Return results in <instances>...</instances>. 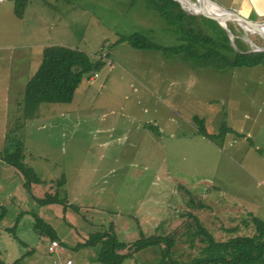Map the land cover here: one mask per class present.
<instances>
[{
  "label": "rangeland",
  "instance_id": "374dc122",
  "mask_svg": "<svg viewBox=\"0 0 264 264\" xmlns=\"http://www.w3.org/2000/svg\"><path fill=\"white\" fill-rule=\"evenodd\" d=\"M227 24L235 51L264 52L263 36L237 21ZM134 34L164 50L119 42ZM179 40L146 0L0 2V154L8 142H22L24 164L42 182L26 186L25 176L0 160V264H103L101 243L82 245L104 233L127 246L119 251L126 256L139 240L168 237L171 258L190 264L203 257L206 245L197 234L203 226L218 242L220 224L239 228L230 230L232 238L256 235L253 219L264 221V180L251 175L264 176V136L244 139L241 129L244 115L255 117L264 103L263 66L224 75L176 51ZM51 46L102 56L105 66L84 79L85 93L71 104H42L40 117L27 121L19 113L23 90ZM26 56L32 58L23 62ZM197 117L209 134L235 131L212 142L198 135ZM223 193L253 201L257 217L230 213L227 205L216 206L217 215ZM48 194L64 203L40 205ZM37 218L57 232L56 252L35 229ZM164 248L149 247L122 264H159Z\"/></svg>",
  "mask_w": 264,
  "mask_h": 264
},
{
  "label": "trees",
  "instance_id": "16d2710c",
  "mask_svg": "<svg viewBox=\"0 0 264 264\" xmlns=\"http://www.w3.org/2000/svg\"><path fill=\"white\" fill-rule=\"evenodd\" d=\"M146 1L149 9L156 11L169 30L180 37V46L176 51H185L187 58L196 64L217 68L222 74H226V69L233 67L264 65V52L245 53V50L240 48V52L235 51L230 45L227 32L217 22L190 15L176 0ZM194 8L197 11L200 6L196 5ZM23 13L24 8L18 15L22 16ZM119 42H128L139 50H164L140 34L121 38ZM104 66L105 59L102 56L92 58L85 52L63 46L45 48L41 66L26 86L22 116L27 121L34 119L40 106L46 103L71 104L84 79L97 75ZM195 123L198 125L199 135L212 142L232 132V129L225 127L216 136L207 132L202 119L195 118ZM6 140L8 142L9 136ZM8 144L6 151L0 154V160L20 171L26 178V186L32 183L41 184L33 169L23 162L25 154L22 142ZM37 201L43 206L64 203L57 195L49 194ZM253 224L256 228L254 237H236L224 243L217 242L208 231L201 228L197 234L203 237L202 242L206 245L202 250L203 257L193 259L190 264H264V221L254 218ZM35 229L51 241L59 239L55 229L38 218ZM99 243L102 244L100 262L103 264H122L126 257L152 246H161L163 243L165 248L162 249L160 264H181L171 258L174 241L168 237L139 240L132 246V253L127 256L119 254V251L127 246L117 242L116 238L108 233L91 236L82 247L96 246Z\"/></svg>",
  "mask_w": 264,
  "mask_h": 264
},
{
  "label": "crops",
  "instance_id": "0c3cea01",
  "mask_svg": "<svg viewBox=\"0 0 264 264\" xmlns=\"http://www.w3.org/2000/svg\"><path fill=\"white\" fill-rule=\"evenodd\" d=\"M210 1L213 2V3L218 4L219 6L225 8V9L234 11L237 14H239L240 16L244 17L245 19L250 20V21L255 22V23L264 19V0H210ZM30 58H32V57L31 56H26L25 57L26 61H23V62H28V59L30 60ZM21 61H22V59H21ZM259 66H263L262 68L264 69V65H259ZM254 67H256V66H254ZM241 68H243V67H241ZM246 68H248V67H246ZM249 68H253V67H249ZM28 82H29V80H28ZM28 82H27V84H28ZM27 84H26V86H27ZM82 85H83V83L81 84V86L77 90L75 96L79 93V91H82V93H85V91H86L85 89L86 88L85 87L82 88ZM21 86H22L21 90H23V84ZM26 86H25V89H26ZM25 89L23 90L24 93H25ZM7 93L8 94L10 93V88H9L8 91L6 90L5 95H8ZM38 112H39V110H38ZM38 112H37L36 118L40 117ZM19 113L22 115V107H19ZM248 117H250V116L245 114L244 117L242 118V124L245 125V127L243 129H241V131L243 132V134H241V136L244 139H248V140H252L253 141V137L256 135V140L258 141L259 137H263L264 136V103L262 104V107L259 108L258 112L255 114V117L251 116L250 118H252V119H247ZM230 129L234 130L233 128H230ZM199 136H201V135H199ZM258 147L259 146H256L255 149L257 150ZM260 147L264 150V147H262V145ZM246 153H247V151H246ZM262 157L264 158V154H262ZM255 171L257 172V173H255L256 175H251V176L257 182L263 183L264 176L258 175V173H260V171H257V170H255ZM261 173L264 174V163H263V171H261ZM226 194L228 195V197H226ZM221 197H223V205L221 206L219 204V200L218 199H216L217 205H214V212L217 215L219 214V212H217L216 206L220 209V211H222L221 208H226V210H227L228 209L227 206H228L229 209L231 210L230 213L233 212V211L234 212H245L248 216H253V217L256 216L255 215L256 212L259 211V209L257 208L258 206H254V205L249 204V203H251L253 201L241 200V199L239 200V199H236V198H232L228 193H223L221 195ZM225 216H232V217H236V218L238 217L240 219L243 218V216L240 215V214H238V215H236V214L235 215L226 214ZM192 218H195V219L197 218V223H198V225L200 224L201 217H198L197 214H194V216ZM239 222H241V220H239ZM205 223H207L206 220H205ZM244 223L247 226L249 224V222H247V221L243 222V224ZM203 229L208 231L214 237V239L216 240L213 232L211 230H209V228L204 227ZM215 229H216L215 232L219 235V237H221V239L223 241V242H220V243L228 242L229 240H231L233 238H236V237H241V236H235V237L232 238L228 234L230 232V230H232L233 232L238 230L239 229L238 227H235V228L229 227L228 228L227 225L226 226L222 225V227H221V224H220V228L219 229L215 228ZM140 253L141 252H139V254ZM160 263H161V261L159 262V264Z\"/></svg>",
  "mask_w": 264,
  "mask_h": 264
},
{
  "label": "water",
  "instance_id": "95a60500",
  "mask_svg": "<svg viewBox=\"0 0 264 264\" xmlns=\"http://www.w3.org/2000/svg\"><path fill=\"white\" fill-rule=\"evenodd\" d=\"M2 1H5V0H0V2ZM176 1H178L181 4L182 8L186 12H188L190 15L203 16V17H206L207 19L217 22L220 26H222L225 29V31L230 36V38H232V33L228 29V24H227L230 21H237L241 25L245 26L246 28L252 29L264 37V32L262 30L264 23L260 24V23H255L250 20H247L244 17L237 14L236 12L225 9L219 6L218 4L211 2L210 0H195V2L192 0H176ZM197 4L202 5L203 7L207 4H214L215 6L218 7L220 11L225 12V14L223 15L213 14V13H209L207 10H205L204 12H196L194 7ZM186 6H188L190 10H188Z\"/></svg>",
  "mask_w": 264,
  "mask_h": 264
},
{
  "label": "bare ground",
  "instance_id": "6f19581e",
  "mask_svg": "<svg viewBox=\"0 0 264 264\" xmlns=\"http://www.w3.org/2000/svg\"><path fill=\"white\" fill-rule=\"evenodd\" d=\"M198 6H202L197 4ZM203 7V6H202ZM205 10H207L209 13H213V14H225V12H222L218 9L217 6H215L214 4H207L203 7V9L200 12H204ZM241 25V24H240ZM243 26V25H242ZM245 27V26H244ZM246 28V27H245ZM264 28V26L262 27V29ZM249 29V28H246ZM251 31V29H249ZM264 32V31H263ZM253 39V38H252Z\"/></svg>",
  "mask_w": 264,
  "mask_h": 264
},
{
  "label": "built area",
  "instance_id": "2783aa9c",
  "mask_svg": "<svg viewBox=\"0 0 264 264\" xmlns=\"http://www.w3.org/2000/svg\"><path fill=\"white\" fill-rule=\"evenodd\" d=\"M58 247H59L58 242L57 241H53V242H51L50 251L52 253L56 252L58 250ZM68 264H71V262H69Z\"/></svg>",
  "mask_w": 264,
  "mask_h": 264
},
{
  "label": "clouds",
  "instance_id": "9594fccd",
  "mask_svg": "<svg viewBox=\"0 0 264 264\" xmlns=\"http://www.w3.org/2000/svg\"><path fill=\"white\" fill-rule=\"evenodd\" d=\"M53 242V241H52Z\"/></svg>",
  "mask_w": 264,
  "mask_h": 264
}]
</instances>
